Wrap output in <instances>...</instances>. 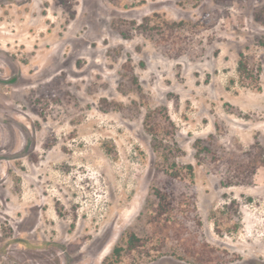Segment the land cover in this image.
I'll return each instance as SVG.
<instances>
[{"label": "rangeland", "instance_id": "374dc122", "mask_svg": "<svg viewBox=\"0 0 264 264\" xmlns=\"http://www.w3.org/2000/svg\"><path fill=\"white\" fill-rule=\"evenodd\" d=\"M0 264H264V0H0Z\"/></svg>", "mask_w": 264, "mask_h": 264}, {"label": "trees", "instance_id": "16d2710c", "mask_svg": "<svg viewBox=\"0 0 264 264\" xmlns=\"http://www.w3.org/2000/svg\"><path fill=\"white\" fill-rule=\"evenodd\" d=\"M130 243H132V242H130ZM130 245H133V244H130ZM119 255V251H118V247H115L114 249H113V252H112V255L114 256V255ZM111 255V256H112ZM110 258V257H109ZM109 258H107V260L109 259ZM106 261V260H105Z\"/></svg>", "mask_w": 264, "mask_h": 264}]
</instances>
